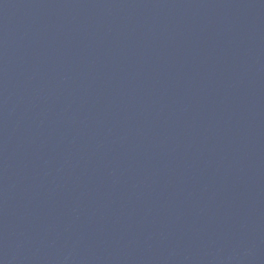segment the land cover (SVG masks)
I'll return each mask as SVG.
<instances>
[{"label":"water","instance_id":"water-1","mask_svg":"<svg viewBox=\"0 0 264 264\" xmlns=\"http://www.w3.org/2000/svg\"><path fill=\"white\" fill-rule=\"evenodd\" d=\"M0 264H264V0H0Z\"/></svg>","mask_w":264,"mask_h":264}]
</instances>
